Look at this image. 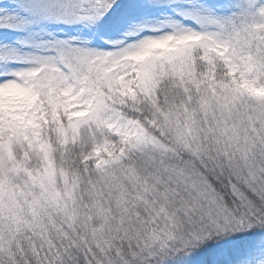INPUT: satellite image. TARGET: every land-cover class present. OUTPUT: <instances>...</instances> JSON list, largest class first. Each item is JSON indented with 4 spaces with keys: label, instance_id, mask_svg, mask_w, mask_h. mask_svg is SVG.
Here are the masks:
<instances>
[{
    "label": "snow or ice",
    "instance_id": "6c2138e0",
    "mask_svg": "<svg viewBox=\"0 0 264 264\" xmlns=\"http://www.w3.org/2000/svg\"><path fill=\"white\" fill-rule=\"evenodd\" d=\"M0 264H264V0H0Z\"/></svg>",
    "mask_w": 264,
    "mask_h": 264
}]
</instances>
